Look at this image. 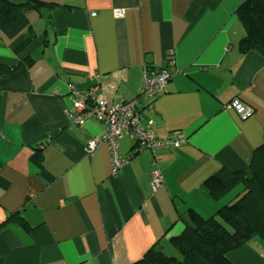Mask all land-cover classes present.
I'll list each match as a JSON object with an SVG mask.
<instances>
[{"label":"crops","instance_id":"1","mask_svg":"<svg viewBox=\"0 0 264 264\" xmlns=\"http://www.w3.org/2000/svg\"><path fill=\"white\" fill-rule=\"evenodd\" d=\"M38 1L58 7L29 14L33 35L0 34V63L34 60L0 78V264H133L154 247L175 256L170 241L190 210L209 218L225 203L208 197L206 181L246 168L264 145V58L238 50L246 0ZM170 52L166 92L142 98L144 70L168 68ZM94 75L110 108L139 99L143 128L187 143L134 153L125 133L119 153L129 162L113 176L109 145L87 150L106 124L93 116L77 126L66 114L68 87L87 90ZM236 98L254 109L250 119L225 109ZM17 214L29 228L9 223ZM229 259L261 257L247 246Z\"/></svg>","mask_w":264,"mask_h":264},{"label":"trees","instance_id":"2","mask_svg":"<svg viewBox=\"0 0 264 264\" xmlns=\"http://www.w3.org/2000/svg\"><path fill=\"white\" fill-rule=\"evenodd\" d=\"M56 7L38 0H0V34L9 42L27 32L33 35L29 14H42L44 10ZM236 15L245 32L238 45L240 54L253 52L264 58V0L244 1ZM33 65L31 56L16 66L0 63V78ZM137 147L136 142L135 150ZM135 150L134 153L138 152ZM239 187L242 189L235 192ZM204 190L215 202L225 199L218 212L204 218L190 210L188 219L184 220L183 233L170 241L175 256L154 247L133 264H232L229 259L232 253L247 246L255 237L264 240V145L255 150L246 168L239 171L223 168L206 181ZM15 222L29 228L20 214L9 218V223Z\"/></svg>","mask_w":264,"mask_h":264},{"label":"built area","instance_id":"3","mask_svg":"<svg viewBox=\"0 0 264 264\" xmlns=\"http://www.w3.org/2000/svg\"><path fill=\"white\" fill-rule=\"evenodd\" d=\"M116 13L117 18H123V10H117ZM173 54V52L169 54L168 68L161 69L159 72L144 70L142 98L153 101L166 92L167 85L174 74L175 60L171 59ZM90 80L92 85L87 90L68 87L72 94V106L67 112V116L77 126H83L93 116L106 124L104 134L97 140H90L87 150L88 154H93L100 144L107 143L113 159V176H117L121 168L129 162V158H122L119 153V142L125 133H129L135 138L138 144L135 152L179 149L187 143L188 139L184 133H179L168 139H159L147 127L143 128L139 124L140 116L136 112L139 99L136 103H123L115 108H110L107 101L98 98L99 76H90ZM225 109L233 110L243 121L250 119L255 113L253 108L237 98L232 100ZM153 179L152 187L156 192L162 186V179L156 173Z\"/></svg>","mask_w":264,"mask_h":264},{"label":"rangeland","instance_id":"4","mask_svg":"<svg viewBox=\"0 0 264 264\" xmlns=\"http://www.w3.org/2000/svg\"><path fill=\"white\" fill-rule=\"evenodd\" d=\"M188 139V138H187ZM242 189V187H239L236 189L235 192H239L240 190ZM258 244H261L260 245V248L258 246L257 248V245ZM247 246H249V248L255 253H257V255H260L261 259L260 260H257V263L256 264H264V240H262L261 238L259 237H255V239L253 241H251ZM245 246V247H247ZM263 258V259H262Z\"/></svg>","mask_w":264,"mask_h":264},{"label":"bare ground","instance_id":"5","mask_svg":"<svg viewBox=\"0 0 264 264\" xmlns=\"http://www.w3.org/2000/svg\"><path fill=\"white\" fill-rule=\"evenodd\" d=\"M70 110V108H67V110H66V114H67V112ZM91 154V153H90Z\"/></svg>","mask_w":264,"mask_h":264}]
</instances>
